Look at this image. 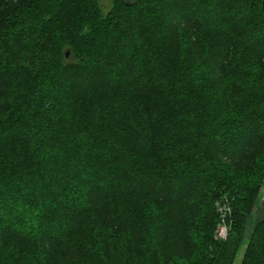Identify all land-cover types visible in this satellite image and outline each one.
Wrapping results in <instances>:
<instances>
[{"label": "trees", "instance_id": "1", "mask_svg": "<svg viewBox=\"0 0 264 264\" xmlns=\"http://www.w3.org/2000/svg\"><path fill=\"white\" fill-rule=\"evenodd\" d=\"M112 2L0 0V264H264L263 0Z\"/></svg>", "mask_w": 264, "mask_h": 264}, {"label": "built area", "instance_id": "2", "mask_svg": "<svg viewBox=\"0 0 264 264\" xmlns=\"http://www.w3.org/2000/svg\"><path fill=\"white\" fill-rule=\"evenodd\" d=\"M217 211L220 215V223L216 233V237L222 240L227 239L230 226L227 223V218L231 214V206L229 201H221L217 203Z\"/></svg>", "mask_w": 264, "mask_h": 264}, {"label": "rangeland", "instance_id": "3", "mask_svg": "<svg viewBox=\"0 0 264 264\" xmlns=\"http://www.w3.org/2000/svg\"><path fill=\"white\" fill-rule=\"evenodd\" d=\"M100 4L104 12L109 11L111 7L113 6L112 0H100ZM263 194H264V189H263ZM256 219H257V216L253 218L252 223H254ZM240 260H241V256L238 258L236 264H239Z\"/></svg>", "mask_w": 264, "mask_h": 264}, {"label": "water", "instance_id": "4", "mask_svg": "<svg viewBox=\"0 0 264 264\" xmlns=\"http://www.w3.org/2000/svg\"><path fill=\"white\" fill-rule=\"evenodd\" d=\"M262 5H263V9H264V0H263V2H262ZM70 55H71V51L68 50V51L65 53V57L68 59V58L70 57Z\"/></svg>", "mask_w": 264, "mask_h": 264}]
</instances>
